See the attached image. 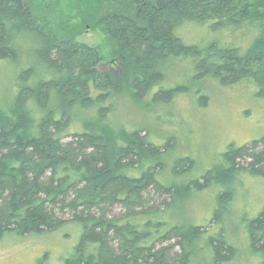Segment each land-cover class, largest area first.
Segmentation results:
<instances>
[{
  "label": "trees",
  "instance_id": "obj_1",
  "mask_svg": "<svg viewBox=\"0 0 264 264\" xmlns=\"http://www.w3.org/2000/svg\"><path fill=\"white\" fill-rule=\"evenodd\" d=\"M63 7L67 18L104 29L117 68L100 71L97 50L61 39L49 16ZM21 39L36 44L26 48ZM20 57L15 92L0 105V240L75 223L82 232L66 264L236 258L220 222L239 176L264 175V140L230 144L198 178L167 185L157 175L167 146L141 135L145 129H114L111 113L125 96L151 94L157 102L180 95L181 87H162L163 65L176 58L190 59L197 78L253 85L264 97V0H0V59ZM187 160L178 159L174 170ZM212 185L222 191L210 222L163 217L192 190ZM246 233L264 264V207Z\"/></svg>",
  "mask_w": 264,
  "mask_h": 264
},
{
  "label": "rangeland",
  "instance_id": "obj_2",
  "mask_svg": "<svg viewBox=\"0 0 264 264\" xmlns=\"http://www.w3.org/2000/svg\"><path fill=\"white\" fill-rule=\"evenodd\" d=\"M66 9L63 7L60 13L49 16L60 29L61 39L97 50L101 59L97 66L101 67L100 71L117 68L115 46L104 29L83 26L78 23L79 18H67L61 14ZM197 35L203 42L207 36L204 30H198ZM21 40V46L26 48L36 44L31 39ZM186 59L176 58L163 65L162 87L167 90L181 87L180 95L174 100L168 95L157 102L151 94L137 101L125 96L111 113L114 129L122 126L129 131L145 129L146 133L141 135L146 134L158 146H167L160 147L163 164L157 174L167 185H182L189 179L198 178L205 170L219 164L230 144L241 147L254 140H264V97L257 95L256 88L245 83L224 85L206 76L197 78L193 62ZM21 60L22 57L16 61L0 59V105L4 106L8 95L15 92ZM185 157L190 160L174 170L175 162ZM235 187L233 200L227 202L229 208L220 222L228 228L229 239L237 247L236 258L226 264H262L261 256L252 251L246 232L248 222L264 207V175L259 172L241 175ZM219 188L212 185L204 190H192L167 209L163 217L171 224L205 225L214 218L217 198L222 191ZM81 232L80 225L70 223L42 234L6 235L0 240V264H39L41 259L45 264H66L74 254ZM177 251L176 247L174 252Z\"/></svg>",
  "mask_w": 264,
  "mask_h": 264
}]
</instances>
